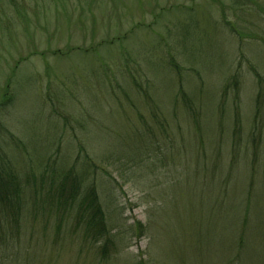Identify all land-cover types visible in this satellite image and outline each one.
Returning a JSON list of instances; mask_svg holds the SVG:
<instances>
[{
    "label": "rangeland",
    "instance_id": "rangeland-1",
    "mask_svg": "<svg viewBox=\"0 0 264 264\" xmlns=\"http://www.w3.org/2000/svg\"><path fill=\"white\" fill-rule=\"evenodd\" d=\"M17 63L3 122L19 142L10 156L24 208L0 264H227L242 209L234 193L253 191L249 68L264 78V0H0V90ZM233 75L237 108L223 97ZM179 86L197 129L173 104ZM256 143L237 264H264V134ZM70 169H91L84 185L113 240L105 259L102 242L42 208L50 179Z\"/></svg>",
    "mask_w": 264,
    "mask_h": 264
},
{
    "label": "trees",
    "instance_id": "trees-1",
    "mask_svg": "<svg viewBox=\"0 0 264 264\" xmlns=\"http://www.w3.org/2000/svg\"><path fill=\"white\" fill-rule=\"evenodd\" d=\"M125 37L126 35H123L122 37L118 36L112 41L109 40L103 42L102 45L106 47L113 46L114 41L120 42ZM86 52L87 51H84V53ZM67 54L68 53L62 54L59 51L52 52V56L58 58L67 56ZM27 60V58H24L18 62L21 63ZM19 63H17L11 70V74L4 82L3 88L0 90V249L5 248L8 251L11 249V244H9L7 237L12 235L13 232L18 231L19 219L24 208L22 181L13 166V160L10 156L11 148L18 147L19 142L17 143L14 136L6 130L3 122L4 113L12 101V96L10 94L11 79L14 76ZM249 71L253 74L256 84L254 117L248 134V137L251 136V138L249 137L250 150L253 154V157L251 158L255 161L251 165V179L249 185V187H253V191L249 190L247 194L248 197L246 196L244 199L235 196V194L240 196V193H234V197L241 200L242 209L241 211L235 212L239 217L237 221L239 224L236 225L235 239H233L232 246L227 247V252L229 251V261L227 264H237L239 256L242 255V252L245 249L244 245L246 240L245 232L247 223L249 224L254 216L251 210L252 200L256 190L254 172L260 165V162H258V153L260 151L256 141L264 134V78L261 77V75H259L252 67L249 68ZM176 72L178 73V71ZM237 78V75L229 77L223 88V97L231 96L232 104L234 103L235 108H237L236 103L238 104L240 85V81ZM175 100L176 101L173 100V104L177 105L178 102L181 104L186 111V114L188 112L190 115L194 124L193 127L197 129L198 121L194 118L198 117V110H196L197 107L192 105L193 103L185 96L180 86L178 87V94L175 95ZM234 115L235 119L233 117V122H236L237 125L238 114L236 109H234ZM237 128L238 127L231 130L232 136L230 149L232 154H234L237 146H239V143L235 142L236 138L240 137ZM90 171L91 169L89 172L85 171L84 176H80L70 169L59 176L58 183H55L54 180L51 181L50 179L49 186L45 192V199L42 201L45 207L42 208L43 210L46 209L50 215L56 214L61 216L59 226H61V222L64 220H66L67 223L72 221L74 223L75 232H83V237L86 240H90L94 243L102 242V249L99 255L101 259H105L104 257L108 254V252H106L107 248L113 241L112 234L111 230L107 227L106 217L92 181L88 185H84L86 181L92 180ZM228 179L231 180V177ZM208 183L212 185L211 182ZM222 185L223 184H221V187ZM219 189L220 185L218 186L217 191ZM225 196H227L226 191L218 198Z\"/></svg>",
    "mask_w": 264,
    "mask_h": 264
}]
</instances>
